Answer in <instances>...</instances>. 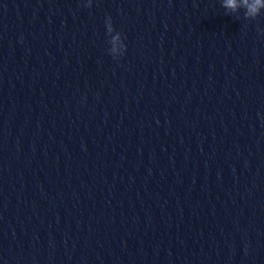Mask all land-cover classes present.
<instances>
[{"label":"water","instance_id":"95a60500","mask_svg":"<svg viewBox=\"0 0 264 264\" xmlns=\"http://www.w3.org/2000/svg\"><path fill=\"white\" fill-rule=\"evenodd\" d=\"M224 3L0 0V264H264V9Z\"/></svg>","mask_w":264,"mask_h":264},{"label":"clouds","instance_id":"9594fccd","mask_svg":"<svg viewBox=\"0 0 264 264\" xmlns=\"http://www.w3.org/2000/svg\"><path fill=\"white\" fill-rule=\"evenodd\" d=\"M224 7L227 9H231L235 12L238 8L245 9V18L246 19H256L260 13L261 9H264V0H225ZM109 22V26L112 25L111 18L107 19Z\"/></svg>","mask_w":264,"mask_h":264}]
</instances>
